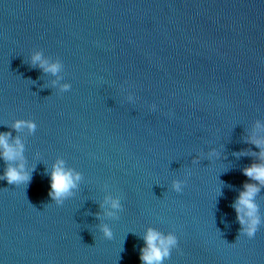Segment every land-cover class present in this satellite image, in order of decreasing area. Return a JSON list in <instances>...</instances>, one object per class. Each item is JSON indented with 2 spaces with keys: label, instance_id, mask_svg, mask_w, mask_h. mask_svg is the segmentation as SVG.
Masks as SVG:
<instances>
[{
  "label": "water",
  "instance_id": "1",
  "mask_svg": "<svg viewBox=\"0 0 264 264\" xmlns=\"http://www.w3.org/2000/svg\"><path fill=\"white\" fill-rule=\"evenodd\" d=\"M37 51L57 76L30 65ZM257 122L264 135V0H0V132L34 166L27 185L0 181V264H140L148 227L177 236L164 264H264V223L238 237L231 207ZM57 159L82 176L60 206ZM256 202L264 220V189Z\"/></svg>",
  "mask_w": 264,
  "mask_h": 264
},
{
  "label": "clouds",
  "instance_id": "2",
  "mask_svg": "<svg viewBox=\"0 0 264 264\" xmlns=\"http://www.w3.org/2000/svg\"><path fill=\"white\" fill-rule=\"evenodd\" d=\"M30 65L39 68L42 72L57 76L61 70L59 61H50L45 59L37 51L30 57ZM53 85L58 87L60 92H67L70 85L59 83V77L53 81ZM127 99L133 100L134 97L129 94ZM150 111L156 110V105L149 107ZM7 126V125H5ZM37 125L31 120H15L11 124V129L16 132L26 130L32 134L36 131ZM262 126L256 123L252 134L245 141L253 145L258 151L240 152V156H254L255 161L241 169V174L246 177L237 196L232 202V209L235 212L236 222L239 224L238 237L254 238L262 220L259 205L256 202L257 194L264 189V135L259 134ZM209 159H219L220 153L213 149L207 153ZM200 157L192 160L193 164L198 163ZM0 161H3L5 167L0 173V181H5L8 185H27L31 180L32 168L26 167L24 157V143L19 136L13 137L12 131L0 132ZM49 188L47 196L52 203L57 206L71 198L78 189L81 182V173L68 168L63 159H57L47 171ZM185 179L173 180L170 184L171 191L181 193L185 187ZM220 192L218 190L217 195ZM99 207L103 210V215L107 218H116L122 211L121 199L118 197L105 196ZM99 217V213L96 214ZM99 233L106 240L113 238V232L108 224H103L99 228ZM143 246L139 250L140 264H164L170 258L174 249H177L178 239L174 232L163 233L155 228L148 227L144 230L141 237Z\"/></svg>",
  "mask_w": 264,
  "mask_h": 264
}]
</instances>
